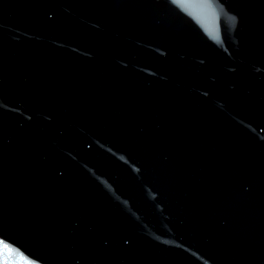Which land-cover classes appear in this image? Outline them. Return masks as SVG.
<instances>
[{"label":"water","instance_id":"water-1","mask_svg":"<svg viewBox=\"0 0 264 264\" xmlns=\"http://www.w3.org/2000/svg\"><path fill=\"white\" fill-rule=\"evenodd\" d=\"M0 264H264V0H0Z\"/></svg>","mask_w":264,"mask_h":264}]
</instances>
